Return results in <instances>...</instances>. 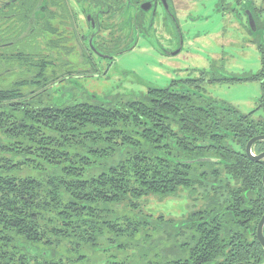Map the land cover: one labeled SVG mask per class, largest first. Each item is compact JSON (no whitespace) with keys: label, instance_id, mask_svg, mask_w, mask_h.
I'll use <instances>...</instances> for the list:
<instances>
[{"label":"trees","instance_id":"1","mask_svg":"<svg viewBox=\"0 0 264 264\" xmlns=\"http://www.w3.org/2000/svg\"><path fill=\"white\" fill-rule=\"evenodd\" d=\"M32 1L0 0V62L20 65L0 82V264L263 263L264 160L245 146L264 135V72L58 104L52 12L39 19ZM20 39L43 47L9 51ZM205 81H260V115L205 97ZM178 196V219L142 210Z\"/></svg>","mask_w":264,"mask_h":264},{"label":"rangeland","instance_id":"2","mask_svg":"<svg viewBox=\"0 0 264 264\" xmlns=\"http://www.w3.org/2000/svg\"><path fill=\"white\" fill-rule=\"evenodd\" d=\"M216 3L215 0H204L174 8L183 38L180 48L177 49L176 43L169 46L174 54L171 57L156 52L157 46L153 45L152 37L142 38L132 51L118 56L108 72L99 71L90 78L73 79L75 83L64 82L67 90L63 93L58 90L56 96H61L62 101L109 105L111 97L116 94L138 95L149 87L164 88L172 81L196 79L199 72L207 71L210 65L224 75L256 74L260 67L257 49L242 31L240 33L234 27L232 7L222 9ZM41 47L40 41L38 45H30L20 39L9 51L23 53ZM11 61L0 62L1 84H10L18 78L20 65ZM201 88L205 97L224 101L243 114L253 111L260 97L258 81L213 84L205 81L201 83ZM178 200L183 201L181 196L176 197L174 202L149 197L142 203V210L153 218L161 215L178 219L181 211ZM174 253L177 256L181 251ZM170 256L174 257V254Z\"/></svg>","mask_w":264,"mask_h":264},{"label":"flooded vegetation","instance_id":"3","mask_svg":"<svg viewBox=\"0 0 264 264\" xmlns=\"http://www.w3.org/2000/svg\"><path fill=\"white\" fill-rule=\"evenodd\" d=\"M33 1L30 3L32 4ZM199 1L204 0H36L35 6L38 9L39 19L44 17V11L47 13L50 9L52 12L51 22L54 31L52 38L56 39L58 55L54 68L56 75L59 76L51 84L52 101L58 104L68 103L69 101H62L61 96H56L58 90L60 93L67 90L65 83H75L73 79L93 77L99 71L108 72L114 60L132 51L142 38L152 37L153 45L157 46L155 50L159 55L164 57L174 55L168 49L169 46L171 43H176L177 49L180 48L183 38L174 8ZM215 1L219 8L232 7L234 27H237L238 32L242 31L259 53L260 67L253 75L263 73L264 0ZM214 68L210 65L207 72L215 70ZM6 70L10 71V68ZM247 75L249 74L227 76L241 79ZM11 83H2V86H10ZM87 96L91 98L88 94ZM124 96L127 95L116 94L111 97L110 101ZM251 112L254 113V117L260 115L257 106L249 113ZM258 136L264 135H257L251 139ZM252 146L250 151L253 157L264 153L263 151L258 155L253 154ZM261 160L264 158L253 161Z\"/></svg>","mask_w":264,"mask_h":264},{"label":"water","instance_id":"4","mask_svg":"<svg viewBox=\"0 0 264 264\" xmlns=\"http://www.w3.org/2000/svg\"><path fill=\"white\" fill-rule=\"evenodd\" d=\"M256 141H264V136H258V137H255L253 139H251L248 143H247V146H246V153L249 157H251L252 160H260L262 158H264V153L263 154H260L259 156L257 157H253L251 155V146L253 143H255ZM262 184H263V187H264V174H263V177H262ZM263 228H264V214L262 215V217L260 218V221L258 222V225H257V229H256V238H257V241L259 242L260 246L262 247V249L264 250V236H263ZM237 264H245V263H237ZM260 264H264L263 263H260Z\"/></svg>","mask_w":264,"mask_h":264}]
</instances>
